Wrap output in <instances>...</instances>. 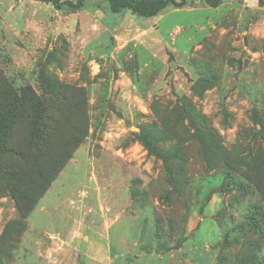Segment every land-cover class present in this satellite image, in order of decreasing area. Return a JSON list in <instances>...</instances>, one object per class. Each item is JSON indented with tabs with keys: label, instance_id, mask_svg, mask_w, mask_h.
Listing matches in <instances>:
<instances>
[{
	"label": "rangeland",
	"instance_id": "rangeland-1",
	"mask_svg": "<svg viewBox=\"0 0 264 264\" xmlns=\"http://www.w3.org/2000/svg\"><path fill=\"white\" fill-rule=\"evenodd\" d=\"M0 72L40 96L53 83L84 88L90 124L26 219L11 196L0 197V264H89L95 242L77 243L107 231L117 238L109 246L121 256L115 264H214L226 234L216 264H264L262 196L250 185L244 197L235 187L220 189L221 171L205 170L172 111L189 97L228 149L245 155L251 147L264 149L258 0H223L217 8L187 0L150 19L113 14L103 0L78 10L0 0ZM76 100L82 108V96ZM174 129L185 143L179 190L168 182L163 160L181 145ZM253 204L262 218L256 211L250 221ZM128 232L136 243H124Z\"/></svg>",
	"mask_w": 264,
	"mask_h": 264
},
{
	"label": "trees",
	"instance_id": "trees-1",
	"mask_svg": "<svg viewBox=\"0 0 264 264\" xmlns=\"http://www.w3.org/2000/svg\"><path fill=\"white\" fill-rule=\"evenodd\" d=\"M39 1L52 4L58 10L63 7L78 10L91 0ZM103 1L113 14L130 11L145 19L157 16L170 5L180 8L187 3V0H160L155 5L139 0ZM196 1L217 8L223 0ZM258 5L264 6V0H258ZM192 91L198 98L202 97L195 86ZM77 95L83 98L82 108L78 106ZM87 105L88 94L84 88L53 83L48 88L43 87L40 96L27 87L16 88L14 82L0 72V197L11 196L24 219L37 206L39 193H44L54 182L86 139L90 125ZM172 111L176 116L174 126L185 129L183 133L196 144L205 170L221 171L224 181L220 189L235 187L244 197L249 195L250 185L260 193L264 205V149L251 147L247 155L237 147L228 149L210 120L193 107L189 97L176 103ZM254 113L258 116L257 111ZM173 133L181 142L183 135H177L175 129ZM184 145L181 142L175 152H167L163 159L168 182L175 190L180 189L186 177L185 168L179 164V160L184 159ZM226 182L230 184L226 185ZM258 206L253 204L249 208L250 221L256 211L262 218ZM256 230L260 232V229ZM227 238L226 234L224 243L218 245L217 262L222 261L220 250L228 244Z\"/></svg>",
	"mask_w": 264,
	"mask_h": 264
},
{
	"label": "crops",
	"instance_id": "crops-1",
	"mask_svg": "<svg viewBox=\"0 0 264 264\" xmlns=\"http://www.w3.org/2000/svg\"><path fill=\"white\" fill-rule=\"evenodd\" d=\"M220 201V200H219ZM219 203V202H218ZM116 223L117 222H115V221H113L112 222V224H111V227L112 228H114V227H116ZM109 229V228H108ZM99 235V234H98ZM125 236V235H124ZM96 239H93L92 241L91 240H89V241H85L86 243L85 244H83V243H80V244H78L77 243V245H83L82 247H86V245H87V248H90V245L93 243V242H95V244H94V247H93V251H88L87 253H86V255H87V257H88V259H87V261H89V264L91 263V264H110V263H113V264H115V262H119L120 260H121V256L119 255V253H117V252H114V251H112L110 248H109V246H110V243H112V244H114L115 243V241H117V238H115V237H112V236H110L109 235V232L107 231V234H104V236H97V237H95ZM86 239V238H85ZM127 240L124 242L126 245L127 244H131V243H136V242H134L133 241V239H135V237H134V235L132 234V233H130V232H128V236H127V238H126ZM132 239V240H131ZM74 241V240H73ZM218 243H220V242H218ZM217 243V244H218ZM74 243H72V245H73ZM101 244H103V245H107L108 246V248H104L103 247V245H101ZM101 246L100 248H101V254L102 255H100V254H98L99 252H96L95 253V249H96V247L95 246ZM219 245V244H218ZM217 246V245H216ZM99 248V247H98ZM215 250V262H214V264H216L217 263V255H218V246L214 249ZM80 252H83L82 250H80ZM91 257V258H90ZM85 260H86V258H84ZM123 259V258H122ZM105 260H107L108 262L107 263H104V262H106Z\"/></svg>",
	"mask_w": 264,
	"mask_h": 264
}]
</instances>
